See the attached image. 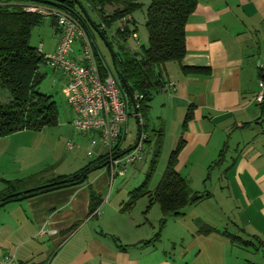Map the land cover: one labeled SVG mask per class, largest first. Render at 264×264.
I'll return each instance as SVG.
<instances>
[{
	"label": "crops",
	"instance_id": "1",
	"mask_svg": "<svg viewBox=\"0 0 264 264\" xmlns=\"http://www.w3.org/2000/svg\"><path fill=\"white\" fill-rule=\"evenodd\" d=\"M59 34L54 23L53 49ZM186 47L181 63L163 67L165 85L152 117L153 97L149 117L155 121L149 119V125L163 130L162 154L168 162L194 106L177 169L187 172L182 175L191 185L197 164L209 170L214 164L219 167L214 178L203 173L204 180L213 178L218 186L206 189L211 196L201 201H213L212 210L190 218L184 212L174 220L180 251L160 248L158 241L145 243L154 237L155 227L127 220L121 210L125 201L109 199L107 179L97 177L1 206L0 254L15 253L12 264H264V102L256 100L264 60V0H198L186 24ZM75 52L81 58L80 48ZM183 66L204 67L209 73H185ZM131 117L125 139L132 146L129 135L135 128L136 138L139 128ZM84 136L91 138L90 133ZM75 173L71 169L49 181L24 185L19 192ZM91 190L106 197L95 215H89ZM202 222L255 244L233 243L221 232L202 234Z\"/></svg>",
	"mask_w": 264,
	"mask_h": 264
},
{
	"label": "trees",
	"instance_id": "2",
	"mask_svg": "<svg viewBox=\"0 0 264 264\" xmlns=\"http://www.w3.org/2000/svg\"><path fill=\"white\" fill-rule=\"evenodd\" d=\"M31 1L71 10L88 32L90 34L93 32L79 10L76 0H0V88L8 89L11 95L9 102L0 101V137L22 130H40L58 123L59 110L56 101L52 95L40 90V84L45 78V74L40 71V65L46 61L38 50L39 46L32 45L30 41L34 28L40 25L45 17L24 9L23 3ZM80 1L89 15V9L97 15L99 22L93 23L107 39V29L113 23L125 20V29L122 31L119 27L117 30V37L120 38L117 42L118 48L116 49L114 43L108 40L115 50L114 70L118 78L121 81L122 78L125 79L128 84L130 94L122 83L130 101H134L133 96L136 93L142 96L139 100V111L143 114L144 124L140 130L146 134V146H152V159L144 181L130 191L129 199L123 203L121 210L130 209L137 199L144 195L149 196L148 208L158 202L164 215L161 218L160 230L145 243L158 241L168 216L183 215L187 206L198 204L211 196L210 192L194 190L189 180L177 169L179 154L185 144L184 132L192 119L194 106L189 107L185 116L182 134L176 148L170 153L162 178L154 190L149 188L164 146L163 130H151L149 125L151 103L155 94L165 85L164 65L168 62L181 63L187 53L186 24L189 16L195 11L198 0H150L145 23L148 30V44H142L137 49L126 46L124 42L137 32V23L133 14L144 7V0ZM109 7L112 10H109ZM130 22H133V28L130 27ZM54 23H56L55 19ZM96 54L101 72L106 75L104 57L97 49ZM183 71L209 73V69L195 66H183ZM225 148L221 150V158L224 156ZM100 166H106L105 157L89 162L74 174L75 178L72 181L84 176L87 178L89 172L101 168ZM67 178L69 177L60 176L55 182ZM6 182L7 187L0 192V203L4 198H6L4 200L12 199V194L19 191L12 181L6 180ZM102 203L103 198L91 190L89 215H95ZM199 232L202 234L221 232L233 243L245 246L255 244L254 240L246 241L205 222L201 223ZM254 237L259 239L257 236ZM121 247L124 248L122 245Z\"/></svg>",
	"mask_w": 264,
	"mask_h": 264
},
{
	"label": "rangeland",
	"instance_id": "3",
	"mask_svg": "<svg viewBox=\"0 0 264 264\" xmlns=\"http://www.w3.org/2000/svg\"><path fill=\"white\" fill-rule=\"evenodd\" d=\"M144 3V7L133 14L137 23V38L130 35L125 42L121 40L124 44H126V46L133 49L139 48L142 44H148V30L145 23L147 7L150 0H144ZM78 8L82 12L79 6ZM109 10H112V8L109 7ZM89 12L90 18L93 22H99L97 15L90 9ZM129 24L131 28L134 27L133 22H130ZM119 27L120 22L118 21L113 23V25L107 29L108 39L114 43L116 49L118 48L117 42L120 40V38L117 37V30ZM91 35L95 40V48L100 51V54L114 69L111 52L105 44L103 38L95 29H93ZM53 36L54 18L46 16L43 22L34 28L30 42L32 45L37 47L43 44L44 52H50L54 50ZM78 44L80 46V43L75 44V50L77 51L80 48L78 47ZM74 54L75 57L79 56L76 55V52ZM40 71L45 74V78L40 84V90L43 93L52 95L53 99L56 101L59 110L58 123L55 125H48L40 130H22L8 136L0 137V155L2 157L0 160V187H2V185L7 187L6 180L12 181L16 187L21 188L24 185L35 182L49 181L50 179L58 176L60 173L70 171L71 169H75L76 172H78L89 162L95 160L97 152L100 149V147L94 148L95 154L93 156H89L88 151L91 149V138L88 139L84 136L85 133L78 132L73 125L74 112L67 102V93L65 88L66 77L64 74L61 71L55 70L54 67L48 63H42L40 65ZM158 96H160V93H156L154 97L153 103L155 110L153 111L152 109V117L158 110ZM10 100L11 95L8 89L0 88V101L7 103ZM152 117L150 119L154 122L155 119ZM156 123L157 127H160L159 122ZM151 125H153V123H151ZM134 129L129 135V142L136 139ZM69 144H72V147H70ZM5 150H7V153H4ZM164 154H162L156 171L151 179L149 185L150 189H154L157 186L166 169L167 161ZM151 159L152 146L147 145L145 147L144 160L137 163L135 167L132 166L133 168H130L125 176H116L112 185L111 175H109L110 172H107L105 167L89 172L85 182L90 183L97 177L106 178V196L108 194L109 199L112 198L118 202H126L129 199L130 191L142 184L144 181ZM218 167V165L214 164V166L209 170L203 169L201 165L197 164L195 169H193L191 187L195 190H199L200 192H204L206 189H218L216 181L213 179L214 176L217 175ZM207 172L212 173V181L210 179L204 180V174ZM186 173L187 172L183 170L182 174L185 175ZM4 187H2L1 190H3ZM103 198H106L105 195ZM214 202L217 203L216 200H214ZM148 205L149 196L144 195L137 199L133 207L123 211V214L129 218L127 219L125 217L129 221L130 219H135L136 221L145 222L150 228L151 226H154L156 230L153 233L155 234L160 230L161 218L164 215L158 202L154 203L149 208ZM211 205H214L213 201H204L192 206L191 208L189 206L186 207L184 212H186L188 216L189 214L193 216L196 212H198V214H202L205 211L210 212L212 210ZM175 218L178 217L174 215L167 217V222L161 230L160 240L156 242L160 248L167 249L171 252H174L175 250L180 251L182 245L181 240H174V237H176L175 230L177 228V224L175 223L176 221H174ZM154 234H152V236H154ZM152 236H149V239Z\"/></svg>",
	"mask_w": 264,
	"mask_h": 264
},
{
	"label": "built area",
	"instance_id": "4",
	"mask_svg": "<svg viewBox=\"0 0 264 264\" xmlns=\"http://www.w3.org/2000/svg\"><path fill=\"white\" fill-rule=\"evenodd\" d=\"M23 7L28 12L51 16L56 20L60 30L56 47L50 52H44L41 44L38 50L46 63L66 77L67 102L74 112L73 125L78 132L91 134L88 155L93 156L94 148L100 147L96 158L105 157V168L109 170L111 177L125 176L129 167L142 161L145 156L146 134L140 130L144 117L139 111L142 96L134 94V101L131 102L122 81L103 57L106 75L102 74L95 40L71 10L32 1L23 3ZM119 22L123 31L125 20ZM133 36L137 38L136 34ZM76 43H80L81 58L75 57ZM260 70V91L256 100L262 104L264 60L260 63ZM131 116L137 122L140 138L136 137L132 143L136 144L135 148L129 150L131 144L126 142L125 134ZM69 146L72 147V144ZM15 261L16 255L10 250L0 254V264H12Z\"/></svg>",
	"mask_w": 264,
	"mask_h": 264
},
{
	"label": "water",
	"instance_id": "5",
	"mask_svg": "<svg viewBox=\"0 0 264 264\" xmlns=\"http://www.w3.org/2000/svg\"><path fill=\"white\" fill-rule=\"evenodd\" d=\"M76 3L77 5L81 8L82 10V14L84 16V18L86 19L87 21V24L95 29L99 35L103 38L105 44L107 45V47L109 48L110 52H111V55H112V59L115 58V50L114 48L111 46L109 40L105 37V35L102 33V31H100L96 26L95 24L93 23V20L90 18V15L89 13L87 12L86 8L84 7V5L81 3L80 0H76ZM86 24V25H87ZM122 83L124 85V88L127 90V92L130 94V91L128 90V84L126 83L125 79L122 78ZM140 138V132H139V135L137 137V139ZM136 146L133 145L129 148V150H132L134 149ZM100 167H103V166H100ZM75 176H70L69 178L67 179H64V180H60V181H57V182H53V183H50L46 186H42L40 188H37V189H32V190H25V191H20V192H16V193H13V197L12 199H7V200H4L6 198H4L1 203H0V206H3L5 205L6 203L10 202V201H14V200H22V199H25V198H29V197H32L34 195H37L39 193H43V192H47V191H51V190H55V189H58V188H61V187H66V186H72V185H77V184H81L83 183L85 180H86V176L82 177L81 179L79 180H74L72 181V179H74Z\"/></svg>",
	"mask_w": 264,
	"mask_h": 264
}]
</instances>
